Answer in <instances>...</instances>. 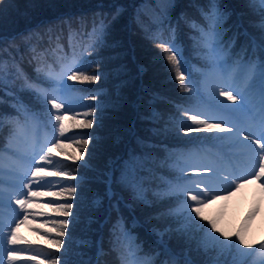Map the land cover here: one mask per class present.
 <instances>
[{"label":"trees","instance_id":"1","mask_svg":"<svg viewBox=\"0 0 264 264\" xmlns=\"http://www.w3.org/2000/svg\"><path fill=\"white\" fill-rule=\"evenodd\" d=\"M210 3L211 0H0V162H6V152L18 159L24 154L22 150L34 144L39 147L50 138L52 130L35 90L49 88V72L60 73L75 58L90 62L84 65L87 74H100L95 83L68 81L64 77V83L79 90L74 100H79L80 105H98V110L91 129L77 128L71 119L64 122L68 131L66 137H61L63 145L76 146L75 139L92 137L81 162L58 165L82 174L86 183L79 200L67 201L74 204L73 216L68 217L61 252L37 245L39 252L64 254L69 264H135L140 257L159 264L171 256L183 264L185 254L194 264H264V249L256 253L252 248L245 253L247 257L243 253L244 259L238 260V249L242 247L238 241L224 263L216 261L220 254L215 249L220 247L207 241L202 228L185 221L181 200L169 194L177 177L188 179L179 170L186 164L178 154H202L204 150L216 155L218 151L212 146L222 145L203 139L211 133L186 137L169 131L176 119H185L181 110L194 104L195 98L190 100L192 94L182 90L175 69L157 42L175 39L186 62L185 83L189 73L197 81L204 79L203 74L213 80L209 50L198 42L201 30L209 28L206 16ZM217 3L221 11H226L224 38L236 39L230 53L233 60L238 58L236 54L245 55L242 49L250 54L248 44L253 39L259 42L262 34L258 25L264 9L253 0ZM102 27V43L89 55L85 49L94 43L96 31ZM91 95L97 99H88ZM77 110L90 109L78 106ZM16 128L20 132L8 140ZM222 148L228 151L225 145ZM66 152L72 156L70 150ZM109 172L111 179L107 182ZM124 174L135 178L143 201L134 199L131 189L121 182ZM108 188L114 195H105ZM96 196L100 204L93 207L91 200ZM194 224L208 228L206 220H195ZM166 226L168 237H161L159 242L153 229ZM237 232L241 233L240 229ZM82 240L87 241L86 246ZM98 245L102 254L97 253ZM165 248L170 255L163 254ZM37 257V264H41Z\"/></svg>","mask_w":264,"mask_h":264},{"label":"snow or ice","instance_id":"2","mask_svg":"<svg viewBox=\"0 0 264 264\" xmlns=\"http://www.w3.org/2000/svg\"><path fill=\"white\" fill-rule=\"evenodd\" d=\"M253 2L258 3L264 9V0H253ZM225 17L226 11L220 10L217 0H211L210 12L206 16L209 28L206 32L201 30V37L198 41L209 50L213 62L214 83L209 82L207 74H203L202 81H197L190 73L187 83H185L184 73L187 72V68L184 65L186 62L183 60V54L174 38L170 41H158L157 47L165 53L164 58L175 69L176 79L181 82L182 90L192 94L189 97L190 100L195 98L194 104L181 110V115L185 119H176L174 127L169 131L175 132L177 136L186 137L215 132L219 135L206 136L203 139L214 140L221 145L228 144L234 152L244 153L249 157L251 169L246 175L241 177L228 173L223 176L222 180L220 179L222 169L214 162L186 165L180 168L181 173L187 174L191 168L193 173L200 178L193 180L185 179L184 176L177 177L169 191V194L176 195L181 200L186 222L192 223L194 227L202 228L207 240L221 243L222 247L231 248L236 246V241L239 244H244L240 232L234 233L235 239H232L220 231L214 220H207V229H203L202 225H195L194 221H205L206 218L200 214L205 204L221 198L222 195L226 199L227 195L239 188L241 183H246L249 178L264 184V11L260 14L258 25L262 33L259 42L255 39L251 40L248 44V48L251 49L250 54L247 49H242L245 55L236 54L238 57L236 60H233L230 54L236 43L235 37L228 40L224 38ZM104 34L103 27L96 31L94 43L85 49L89 55L96 46L102 43L101 37ZM173 35L175 36L174 31ZM88 63L90 62L74 58L65 65L60 73H48L51 84L47 90L35 89L38 97L42 99L43 114L52 131L50 138L40 145L39 149L34 151L31 156L22 161L23 172L16 178L12 185V191L6 196L3 189L0 188V251L7 252V260L10 264L17 259V250L13 247H5V245L14 246L23 243L17 235L20 226L26 222L34 221L37 217L45 216V213L30 211V209L48 210V216L51 218L43 220L47 230L38 232L47 241L48 247L55 249L56 252H61L65 245L64 237L70 223L68 217L73 216L71 210L74 207L73 203L67 201L81 198L86 180L83 176L74 175L72 169L65 170L67 166L56 165L54 157L61 152L64 146L61 137H66L68 131L64 122L71 119L75 127L91 129L98 105L85 106L80 105L79 100H71L70 97L79 90L64 83V77L66 76L68 81L95 83L100 79V74H87L84 65ZM37 71L39 72L40 69ZM2 76L3 73L0 70V85L3 84ZM219 97L224 99H219ZM88 99L95 101L97 98L95 95H91ZM224 100L230 101L235 106L229 107L224 103ZM78 106L88 107L90 110L79 112ZM253 109L255 115H253ZM68 113H72V115L69 116ZM78 117L79 122L76 123ZM88 117L93 118L88 119ZM246 117H252L254 124L247 125L244 122ZM188 121H191V124ZM91 140V136L74 140L79 150L78 154L72 157L74 161L84 159L87 154L85 149ZM64 157L69 159L67 154H64ZM66 180L75 183L66 184L63 182ZM121 182L131 189L134 199L144 200L143 192L135 178L124 174L121 177ZM110 193L111 189L105 195ZM42 197H51V199L42 200ZM10 204H14L19 212L12 209ZM99 204V196L93 197L91 205L95 207ZM76 206L79 207V205ZM5 208H8L11 213L7 224L2 219ZM254 214L253 212L251 215ZM251 215L248 217L249 219H251ZM33 231L38 230L33 229ZM49 233H53V235H49ZM221 238L228 243L222 244ZM81 244L86 246L87 241L82 240ZM260 247L264 249V244H261ZM163 254L170 255L169 250L165 248ZM37 256H40L41 264H69L64 258V254L52 256L49 253L37 251L29 259H36ZM0 264H4L2 259H0ZM138 264H157V262L148 260L138 262ZM159 264H181V262L175 256H171V258L159 261ZM183 264H194V261L185 258Z\"/></svg>","mask_w":264,"mask_h":264},{"label":"rangeland","instance_id":"3","mask_svg":"<svg viewBox=\"0 0 264 264\" xmlns=\"http://www.w3.org/2000/svg\"><path fill=\"white\" fill-rule=\"evenodd\" d=\"M209 82L214 83L215 79L210 80ZM74 98L75 95L73 94L72 97H70V99L75 101ZM219 99H224V98L219 97ZM224 103L228 104L229 107L235 106L232 105L231 102L227 100H224ZM252 111H253V115H255V110L253 109ZM244 122L247 125L254 124L252 117L244 118ZM19 132L20 130L17 128L14 129V131L12 130L8 140H10L12 137H15V135ZM217 135L219 134L215 132L210 134L211 137H215ZM38 140L39 137H37L36 141ZM224 145L228 149V152H225L223 150L222 148L223 145L220 146V148H216L215 146H212L214 150L218 151V152H214L216 153V155H211L209 153H206L204 150H202V154L198 152L188 151L186 153H183V155L181 154L178 155L180 159L185 161L186 165H192L193 163L194 164L211 163V162L216 163V165L222 169L220 174L221 180L223 179V176L228 173H232L235 176H241V177L246 175L251 169L249 157L244 153L234 152L228 144H224ZM253 147H255V145H253ZM21 148L22 146L21 144H19L18 149L20 150ZM38 149L39 147H35V144L32 145L31 148L28 147L25 150H22L24 151V154L19 156L18 159H13V156L11 157V155L8 152L5 153L7 157L6 162L5 163L0 162V165L4 167L3 168L4 170H1L2 168L0 167V177L4 179H8L10 180V182H6L4 179H0V188L3 189L4 194L6 196L12 191V185L15 183L16 178L19 175H22L23 172L22 161L28 158L29 156H31V154L34 151H37ZM62 149L64 150V153L61 152L57 153L56 156L54 157V163L56 165H59L62 162L64 163L67 161H73L72 157L78 154V149L73 144L64 145ZM68 150L72 152V156L70 155L69 152H66ZM64 154H67L69 159H65ZM217 157L223 163L219 162ZM231 157L233 158L231 159ZM191 160H194V162H191ZM76 162H81V161H76ZM46 167L50 168L51 166H46ZM73 174L77 176H82V174L80 173H73ZM185 175H187L188 178L193 180L200 178L193 173L191 168H189L188 173ZM41 199L48 200L51 199V197H42ZM184 199L186 198L184 197ZM10 207L12 209H15L17 212H19V209H16V206L14 204H10ZM30 211L42 212L45 213V216L37 217L34 221L30 223L26 222L25 224H22L20 226L17 235L18 238L23 241V243L14 246L5 245V247H13L17 250V259L12 261L11 264H37L36 259H39L38 257L36 259H29L32 253L39 251L35 246L48 245L47 241L41 235L38 234V232H42V231L45 232L47 230V226L43 224V220L45 218H49L48 210L43 208H35V209H30ZM253 212L255 214L251 215ZM200 214L206 218L205 219L206 221L207 220L216 221L217 227L220 229V231L224 232L229 237L231 236L235 237L234 233H237V230L240 229L241 235L243 236L244 239V244H242L241 247L242 252L238 249L239 255L237 251L238 260L244 259L243 253L245 254L248 250L253 251V249H255L257 253L259 249H262L260 245L264 244V184H261L260 181L249 178L246 183H241L239 188H237L235 191H232L230 195H227L226 199L223 198L222 195L221 198L212 200L211 202L205 204L204 207L201 209ZM250 215H251V219L248 218ZM10 216L11 213L9 212L8 208H5L2 217L3 222L5 224L8 223ZM12 226L14 227V224ZM33 229H37L38 231H33ZM5 231H7V229H5ZM153 231L157 235V240L159 242H161V237L162 238L168 237V235L165 234V232L167 231V226L161 229L154 228ZM221 241L222 244L228 243V241H223L222 238ZM210 242L216 247H220L215 249L217 253L220 254L219 257L216 259V261H220L224 263L226 261L225 259L229 255H232L230 252L232 247L231 248L222 247L221 243H214L212 241ZM246 246H250V247H246ZM97 250H99V247ZM184 252L187 251L185 250ZM99 253L102 254L101 248L99 250ZM246 255L247 254H245V256ZM0 259L4 261V264H10V262L7 260L6 251H0ZM136 260H137L136 262L133 261L135 264L144 261L142 260L141 257Z\"/></svg>","mask_w":264,"mask_h":264}]
</instances>
